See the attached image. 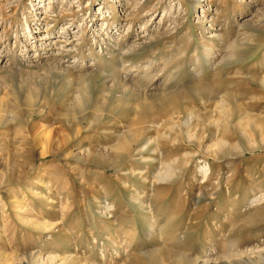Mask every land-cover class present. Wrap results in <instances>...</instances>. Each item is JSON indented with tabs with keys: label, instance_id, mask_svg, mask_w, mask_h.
<instances>
[{
	"label": "rangeland",
	"instance_id": "obj_1",
	"mask_svg": "<svg viewBox=\"0 0 264 264\" xmlns=\"http://www.w3.org/2000/svg\"><path fill=\"white\" fill-rule=\"evenodd\" d=\"M263 79L264 0H0V264L258 260Z\"/></svg>",
	"mask_w": 264,
	"mask_h": 264
},
{
	"label": "bare ground",
	"instance_id": "obj_2",
	"mask_svg": "<svg viewBox=\"0 0 264 264\" xmlns=\"http://www.w3.org/2000/svg\"><path fill=\"white\" fill-rule=\"evenodd\" d=\"M240 49L241 48L234 46V48L231 49L226 61L228 62V61L236 58L237 55L240 52ZM178 87L179 88H178V91L176 93L175 92L166 93V97H168L170 99L171 98L177 99L178 95H179V97L180 98L182 97L183 99L185 98V99L194 100L195 98H200L201 100H205L206 101V99H208L209 96L211 97V96L215 95L214 94L215 93V88H212V87H209V86H206V85H201V84L200 85H194V84H191V83L189 84V83H185V82H179V86ZM176 113H177V111H176ZM196 126H197V124H196ZM223 141L224 140L220 139L213 146L216 149H219V148L224 146L223 145ZM126 144H127V142H124V140H123L121 143L118 144V146L115 147L118 154H117V156H114V157H118V156L122 155L123 153H125L127 151ZM87 154H88V160H89L88 163L96 161L97 158H99V159L103 158L105 160L104 155L99 154V152H97V150H95V149H91ZM47 155H48L47 149L43 150L42 156L44 157V156H47ZM174 170H175L174 169V163L163 164L162 167H161V170L155 176L156 182L165 183V182L170 181L173 178V176H174V172H175ZM263 201H264V194L260 195L259 197L254 198V200L252 201V204L257 206L260 203H262ZM155 255L154 254H148L147 256H144V260L143 261L141 259H136L135 262H132L130 264H141L142 262H145L146 264H165V262L160 261V258L158 256H155ZM32 258H33V256H29V259H32ZM256 261H257L258 264H264V255H262V256L259 255V259L258 260L257 259L253 260L252 264L254 262H256ZM167 264H169V263H167ZM179 264H210V262L205 261V260H199L197 257H192V256H189V255H186V254L185 255L182 254V256L180 257Z\"/></svg>",
	"mask_w": 264,
	"mask_h": 264
}]
</instances>
